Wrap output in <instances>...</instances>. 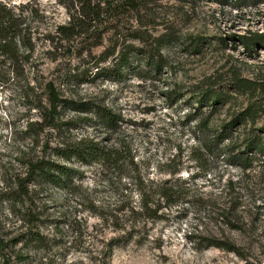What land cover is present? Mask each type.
<instances>
[{
	"label": "rangeland",
	"instance_id": "obj_1",
	"mask_svg": "<svg viewBox=\"0 0 264 264\" xmlns=\"http://www.w3.org/2000/svg\"><path fill=\"white\" fill-rule=\"evenodd\" d=\"M4 1L25 18L34 51L21 48L15 60L0 54V264H264V157L256 155V169L244 172L204 148L201 161L191 153L200 142L198 124L207 119L211 135L230 124L238 144L253 130L264 136V50L245 49L240 39L264 38V0L241 7L231 0H159L145 10L153 16L150 23L100 25L146 33L144 41L119 46L130 52L121 77L95 68L104 46L93 49L96 57L87 49L51 52L47 36L69 21L73 0ZM50 80L78 104L61 109L63 121L55 127L45 117ZM211 91L226 100L216 111L210 100L199 102ZM250 105L257 115L231 124ZM96 106L112 109L118 127L105 129ZM68 119L69 129L63 124ZM83 136L116 148L127 144L145 176L172 183L179 178L186 187L177 199L160 202L154 217L138 206L127 161L109 169L75 160L65 182H41L28 194L18 190L29 157L48 156ZM230 179L245 195L239 216L252 223H235L238 230L212 207ZM213 239L235 251L208 247Z\"/></svg>",
	"mask_w": 264,
	"mask_h": 264
},
{
	"label": "trees",
	"instance_id": "obj_2",
	"mask_svg": "<svg viewBox=\"0 0 264 264\" xmlns=\"http://www.w3.org/2000/svg\"><path fill=\"white\" fill-rule=\"evenodd\" d=\"M154 1L159 0H73L74 12L70 14L69 21L58 25L47 36L51 52H58V49L62 48L69 54L78 52V54H83L86 51L85 49H87L89 56H93L92 51L94 48L104 46V50L98 55L94 63V65L96 64L95 68L98 69L99 73L103 72L108 73V75L121 77L129 67L130 52L127 49H119V46H125L124 44L128 39L144 41L146 33L141 31L142 29L132 27L101 28L100 25L104 23L113 24L124 19L129 22L135 20L140 24L150 23L153 16L151 17L152 14L146 13L145 10ZM231 1H234L233 3L236 7H241L245 3H257L259 0ZM26 28L27 24L22 14L16 13L15 8L11 4L0 0V54L2 56L15 60L21 48L28 50L29 54L33 53L34 48L30 45V39L24 33ZM240 39L245 49L251 50L256 54L259 50H264V38L261 35L242 36ZM154 40L162 41L164 39L157 38ZM106 41L108 42L107 46H105ZM164 41L162 44L170 42V40ZM146 53H150V51ZM146 55L148 56V54ZM110 58L117 59L108 66H98V64ZM45 90L49 104L45 117L49 125L55 127L58 122L63 121L61 109L74 107L78 104L75 105L73 100L63 97L62 90L52 80L45 83ZM198 98L201 104L210 100L214 111L218 109L219 104L226 101L220 93L213 91L199 95ZM211 103L208 102L207 105ZM79 105L83 106L82 108L87 107L86 103H80ZM33 107L36 108L38 105L33 104ZM80 111L84 112L85 110L82 109ZM94 112L95 117L102 121L105 129L111 130L118 127L119 118L112 109L96 106ZM257 113L258 108L255 109L250 105L243 114L235 116L231 124L237 122L241 124L244 119H253ZM209 121L207 119V122L202 125L198 124L200 130L198 139L200 142H198L197 147L192 149L193 157L201 161V155H204L201 148H204V150L213 155H223L230 165L240 167L244 172L255 170L256 155L264 157V136L253 130L248 138L238 144L232 141L230 134L232 126L230 124L224 125L220 130H214L213 135H211L208 133L210 131V128H208ZM63 124H71V120H64ZM67 127L68 129L70 128L69 125ZM226 140L229 142H225ZM75 160L88 164H100L102 167L109 169L123 168L127 161V165H131L133 170L129 185L133 186L132 188L138 192L140 197L138 206L145 211L143 214L147 217L157 216L160 211L159 203L169 199H177L186 187V181L180 182L179 178L172 183L170 180L158 182L145 176L139 164L135 161V155L132 154L130 146L127 144H123L122 148H116L103 144L95 137L83 136L77 140L65 141L60 146H55L52 154L48 156L29 157L26 161L24 177H17L18 190L28 194L29 187L41 182L50 184L65 182L73 173V168L70 167L69 163L73 164ZM175 173L177 172H172V174ZM122 174L120 173V176ZM237 186L239 187V182L230 179L227 183L225 196L221 197L222 199L218 201L216 206H212L214 207V213L221 217L229 227H233L236 230L241 228L236 226L235 223H245L244 218L239 216L240 212H244L241 209L244 206L243 198L245 195L243 196L240 192H236ZM257 209L259 208L257 207ZM117 210L115 209L116 212H118ZM129 211L131 214L134 213L133 208H130ZM251 222L254 223V221ZM248 224L252 223H245V226H248ZM207 245L208 247L214 246L231 252L235 251L231 245L216 239L209 240Z\"/></svg>",
	"mask_w": 264,
	"mask_h": 264
}]
</instances>
